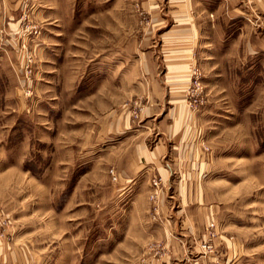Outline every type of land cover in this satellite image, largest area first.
I'll use <instances>...</instances> for the list:
<instances>
[{"label": "rangeland", "instance_id": "obj_1", "mask_svg": "<svg viewBox=\"0 0 264 264\" xmlns=\"http://www.w3.org/2000/svg\"><path fill=\"white\" fill-rule=\"evenodd\" d=\"M0 240V264H264V0H0Z\"/></svg>", "mask_w": 264, "mask_h": 264}, {"label": "crops", "instance_id": "obj_2", "mask_svg": "<svg viewBox=\"0 0 264 264\" xmlns=\"http://www.w3.org/2000/svg\"><path fill=\"white\" fill-rule=\"evenodd\" d=\"M162 205V207H163V210L165 211L166 209V206L165 205H163V204H161ZM199 208V207H198ZM197 208V209H198ZM202 209V208H201ZM178 211H180V210H178ZM188 211H190V210H188V209H185V210H183L182 212H184L186 215H188L187 213H188ZM198 211V210H197ZM207 212V211H206ZM165 215H166V212H165ZM204 219V218H203ZM206 219H207V217H206ZM153 224H154V229H156V228H159L160 230H161V233H164L165 235H167V233L172 229V228H174V226H171V224H169L170 225V227H169V225H167L166 224V222L165 221H163L162 223H159L158 221L157 222H153ZM6 247V245H5V243H3L2 242V244H1V240H0V254H3V253H5L4 252V248Z\"/></svg>", "mask_w": 264, "mask_h": 264}, {"label": "built area", "instance_id": "obj_3", "mask_svg": "<svg viewBox=\"0 0 264 264\" xmlns=\"http://www.w3.org/2000/svg\"><path fill=\"white\" fill-rule=\"evenodd\" d=\"M155 186H158V183L159 181L154 179L153 182H152ZM214 228H215V223L213 221H210L207 225H206V233H207V236H209V240L212 239L215 235V232H214ZM204 249H207V250H210L212 249V245L210 244H207V243H204L203 246H202Z\"/></svg>", "mask_w": 264, "mask_h": 264}, {"label": "bare ground", "instance_id": "obj_4", "mask_svg": "<svg viewBox=\"0 0 264 264\" xmlns=\"http://www.w3.org/2000/svg\"><path fill=\"white\" fill-rule=\"evenodd\" d=\"M206 252V251H205Z\"/></svg>", "mask_w": 264, "mask_h": 264}]
</instances>
